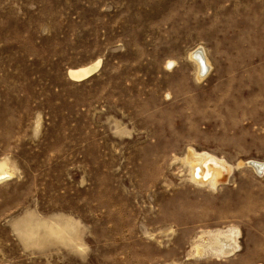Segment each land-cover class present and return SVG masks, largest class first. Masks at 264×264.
I'll use <instances>...</instances> for the list:
<instances>
[{
    "label": "rangeland",
    "instance_id": "obj_1",
    "mask_svg": "<svg viewBox=\"0 0 264 264\" xmlns=\"http://www.w3.org/2000/svg\"><path fill=\"white\" fill-rule=\"evenodd\" d=\"M190 147L229 174L195 182ZM250 158L264 160V0H0V264H264ZM230 228L240 249L224 256Z\"/></svg>",
    "mask_w": 264,
    "mask_h": 264
},
{
    "label": "bare ground",
    "instance_id": "obj_2",
    "mask_svg": "<svg viewBox=\"0 0 264 264\" xmlns=\"http://www.w3.org/2000/svg\"><path fill=\"white\" fill-rule=\"evenodd\" d=\"M192 51V50H191ZM192 60L197 64L199 70V77L206 74L210 69V61L207 56V51L203 46H197L191 53ZM100 60L87 66H81L76 69H69L68 75L73 80H84L91 74L95 73L100 67ZM207 75V74H206ZM198 77V78H199ZM200 79V78H199ZM186 162L190 166V175L195 182L200 184H210L215 187L220 179H223L228 172H230V165L223 158L209 153L208 151H197L195 147H190L185 157ZM250 165L258 175L264 173V160L258 159H246V164ZM232 167V166H231ZM11 175L8 170H5L0 165V180ZM239 230V229H238ZM237 229L230 228L225 232H220L216 239L219 247L220 254H232L240 249L239 241L236 239V235L239 233ZM240 235V233L238 234ZM199 247V245H198ZM197 248V247H196Z\"/></svg>",
    "mask_w": 264,
    "mask_h": 264
},
{
    "label": "water",
    "instance_id": "obj_3",
    "mask_svg": "<svg viewBox=\"0 0 264 264\" xmlns=\"http://www.w3.org/2000/svg\"><path fill=\"white\" fill-rule=\"evenodd\" d=\"M91 75H92V74H91ZM91 75H90V76H91ZM88 77H89V76H88ZM88 77H87V78H88ZM85 79H86V78H85Z\"/></svg>",
    "mask_w": 264,
    "mask_h": 264
}]
</instances>
